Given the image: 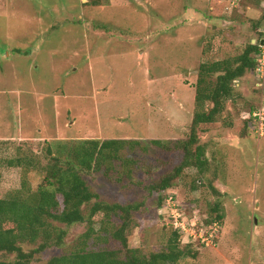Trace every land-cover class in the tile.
Here are the masks:
<instances>
[{"label": "rangeland", "instance_id": "obj_1", "mask_svg": "<svg viewBox=\"0 0 264 264\" xmlns=\"http://www.w3.org/2000/svg\"><path fill=\"white\" fill-rule=\"evenodd\" d=\"M203 1L194 9L195 0H0V165L19 155L39 163L27 174L3 165L0 197L21 188L24 176L37 189L52 142L140 140L141 146L122 150L113 167L87 177L102 200L144 204L135 212L131 245L159 249L172 230V214L206 221L220 202L224 220L216 240L202 245L183 234L181 245L199 255L178 264H264V134L245 131L242 118L261 103L254 73L241 80L219 121L200 127L199 144L209 159L205 173L187 167L165 191L170 203L160 205L146 187L183 161L182 150L151 140L188 138L201 64L239 55L264 29V0H221L215 11ZM195 10L204 23L222 18L220 29L184 22ZM246 17L261 22L248 25ZM86 231L85 224L73 226L65 247L37 253L34 264L73 249ZM88 246L100 247L94 240Z\"/></svg>", "mask_w": 264, "mask_h": 264}, {"label": "trees", "instance_id": "obj_2", "mask_svg": "<svg viewBox=\"0 0 264 264\" xmlns=\"http://www.w3.org/2000/svg\"><path fill=\"white\" fill-rule=\"evenodd\" d=\"M260 22L251 19L252 25ZM217 29L219 27L214 26L213 31ZM219 34H214L217 35L215 39ZM263 37L262 28L256 42L253 39L246 42L239 55L201 64L195 85V114L187 139L151 140L159 148L183 151V161L178 166L146 185L150 194H158L160 205L168 202L171 195L165 191L175 185L187 167L195 166L205 173L209 159L205 147L199 144L200 127L218 122L227 110V102L238 95L236 88L248 73H253L257 64L259 43ZM255 90L261 98V91L256 86ZM250 107L242 118L245 131L252 133L251 128L255 126L252 114L256 106ZM141 144L140 140L121 138L60 140L49 144L46 156L50 161L44 167L45 176L37 189H33L24 176L21 188L0 197V255L15 256L13 259L0 257V264H34L37 253L47 248L65 247L70 229L79 224H85L87 231L80 236L77 245L53 256L46 264H178L186 257L197 258L198 250L191 245H181L182 234L174 227L173 219L170 221L172 230L165 234L159 249L134 248L130 243V230L135 212L144 204L107 202L88 184L87 177L104 166L106 171L113 167L115 164L108 165L121 159L122 150L135 149ZM34 159V156L19 155L7 158L3 165L20 167L27 174L34 165L39 167ZM128 161L132 162L131 159ZM3 165H0V182ZM197 182L199 185V180ZM181 209L184 211L185 208L182 206ZM221 210V203L215 202L210 211L215 215L203 221L208 225L215 222L222 225L224 214ZM99 214H103V218L97 221ZM91 240L100 247L88 246ZM25 243L39 244L35 249L25 250Z\"/></svg>", "mask_w": 264, "mask_h": 264}, {"label": "built area", "instance_id": "obj_3", "mask_svg": "<svg viewBox=\"0 0 264 264\" xmlns=\"http://www.w3.org/2000/svg\"><path fill=\"white\" fill-rule=\"evenodd\" d=\"M259 46L260 50L257 54V64L253 69V73L255 86L261 91V103L259 106L254 108V112L252 114L255 118V126L252 128H255L254 132L258 136L264 134V37L260 40ZM171 200H173V196L168 199V203H170ZM177 207L178 212H182L181 206ZM183 214H185V212H183ZM183 214L176 216L172 214L174 227L178 229L182 235L186 234L188 235V238L192 239L195 243L199 242L203 245L208 244L212 238L216 240V237H218L216 236L217 232L221 227L219 222H215L213 225H208L202 219H199L201 222H197L195 220L190 221Z\"/></svg>", "mask_w": 264, "mask_h": 264}, {"label": "crops", "instance_id": "obj_4", "mask_svg": "<svg viewBox=\"0 0 264 264\" xmlns=\"http://www.w3.org/2000/svg\"><path fill=\"white\" fill-rule=\"evenodd\" d=\"M208 2H210V4L212 5V9L215 11V5L217 6V2H222L221 0H207ZM204 4V1L203 0H195V2H194V4H193V7H194V9H197V8H199L197 5H203ZM196 6H197V8H196ZM242 13H246L245 11L244 12H242ZM193 16H191V17H189L190 19H184L185 21L184 22H186V20H188V21H190L192 24L193 23H195V24H197L196 26L197 27H204L205 25H211V26H213V28H214V26H218V25H216V24H219V29H220V27L222 26V23L220 22V21H222V18H217V16H216V19H215V17H212V18H214L215 19V21H216V23L215 24H211V23H209V22H207V21H205V23L201 20V16H203V13L202 12H199L198 10H195V12L192 14ZM244 15V14H243ZM243 17V16H242ZM246 19V21H244V22H246V24H248V25H250L251 24V20H249L247 17L245 18ZM220 20V21H219ZM235 21H237V20H235ZM198 22H200V23H198ZM221 23V24H220ZM192 25H191V27H190V30H192ZM213 30V29H212ZM195 33H192L191 35H190V41L192 42V41H194V40H196V38L195 37H193L192 35H194ZM254 40L255 39H253V42H254ZM179 42L180 43H182L181 42V38H180V40H179ZM193 51H194V49L190 46L189 47V52H190V56L192 55V54H194L193 53Z\"/></svg>", "mask_w": 264, "mask_h": 264}, {"label": "water", "instance_id": "obj_5", "mask_svg": "<svg viewBox=\"0 0 264 264\" xmlns=\"http://www.w3.org/2000/svg\"><path fill=\"white\" fill-rule=\"evenodd\" d=\"M256 42V40H254V43ZM263 43V42H262Z\"/></svg>", "mask_w": 264, "mask_h": 264}]
</instances>
